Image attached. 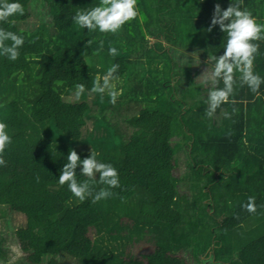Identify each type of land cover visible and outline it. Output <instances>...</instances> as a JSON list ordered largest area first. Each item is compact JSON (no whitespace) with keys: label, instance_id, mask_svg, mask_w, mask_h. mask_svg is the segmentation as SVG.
I'll return each mask as SVG.
<instances>
[{"label":"trees","instance_id":"trees-1","mask_svg":"<svg viewBox=\"0 0 264 264\" xmlns=\"http://www.w3.org/2000/svg\"><path fill=\"white\" fill-rule=\"evenodd\" d=\"M263 1L243 0L241 8L257 19ZM18 2L24 15L0 22L25 38L16 61L0 56V122L12 139L0 166V209L26 225L14 232L26 264H61L60 256L76 264H196L210 256L221 264H264V84L256 95L236 77L235 103L209 119V88L191 80V60L184 62L180 49L177 21L186 17L199 22L208 55H222L226 34L219 25L207 29L215 4L232 0H137L140 16L115 34L73 22L99 0ZM256 43L254 71L264 77V41ZM113 64L120 68L112 84L123 90L115 104L107 91L102 98L90 92ZM80 83L85 92L77 99ZM70 149L81 160L95 151L118 170L111 197L81 202L59 184ZM76 173L87 179L79 167ZM225 179L232 184L224 186ZM96 180V191L108 187L99 174ZM250 196L254 214L241 206ZM229 199L233 211L220 212ZM250 221L260 234L246 239L240 231ZM235 233L245 240L236 253L227 243Z\"/></svg>","mask_w":264,"mask_h":264},{"label":"clouds","instance_id":"clouds-1","mask_svg":"<svg viewBox=\"0 0 264 264\" xmlns=\"http://www.w3.org/2000/svg\"><path fill=\"white\" fill-rule=\"evenodd\" d=\"M243 0H232L226 9H222L219 3L215 4L214 12L211 18V24L207 31L211 32L212 28L219 25L220 30L226 34V43L222 55L209 54L205 63L212 64L211 69L207 68L197 80L202 85L209 88L205 103L208 105L205 110L207 118H212L216 110L222 104L235 103L230 101L234 93V86L237 83L235 73L239 71L241 86L247 85L250 91L259 95L261 84H264V77H261L254 71V60L259 52V43L264 41V24L257 22L252 12L247 8L242 10ZM24 6L18 0H0V22H7L10 17L17 14L23 16ZM140 13L137 8V0H99V4L78 10L72 17L73 22L80 28H87L88 31L99 30L100 33H117L127 22L137 19ZM15 23L14 21L12 22ZM10 43H7L9 42ZM25 38L22 34L9 31L0 27V56H5L11 61H16L20 56L19 49L24 45ZM92 41H88L90 45ZM100 47H103V41H100ZM109 55L115 56L117 49L114 46L109 47ZM199 61V53L191 54L184 52V62L189 59ZM120 68L119 64L111 65L105 75L101 78L97 76L93 80L91 93L101 94L105 91L111 97V103L115 104L117 97L123 94V90H116L112 81L116 78L115 73ZM223 87H220V83ZM85 92V85L80 83L75 85V96L77 99ZM236 109L233 108V113ZM225 119H231V114L223 113ZM8 125L0 122V166H6L4 152L8 145L11 144V136L7 132ZM231 137L232 132L226 133ZM95 151L81 160L75 149H70L67 155V162L63 165L59 175L58 182L61 186L67 184L69 191L81 202L91 197L93 204L102 199H107L113 195L110 191L112 188H119V173L111 163H104L97 159ZM80 168L82 176L87 179L79 181L76 169ZM99 174V184L107 185V188H100L96 191L94 185L97 183L96 177ZM37 182L39 177L37 176ZM254 196L248 197V202L241 205L249 213H256L257 205ZM15 251V247L13 248Z\"/></svg>","mask_w":264,"mask_h":264},{"label":"rangeland","instance_id":"rangeland-1","mask_svg":"<svg viewBox=\"0 0 264 264\" xmlns=\"http://www.w3.org/2000/svg\"><path fill=\"white\" fill-rule=\"evenodd\" d=\"M215 3L217 0H214ZM223 1V0H222ZM260 1V0H259ZM228 3L222 4V9H226L228 7ZM258 12L264 13V1L259 4L258 6ZM142 20L144 21V17L142 16ZM178 24L180 28V35H181V47L180 49L183 50V52H187L189 54L193 52L199 53V61H195L191 59L190 56V62L192 64L191 69V80L194 81L195 84H200L201 82L197 80V77L202 75V73L209 68L208 64L205 63V61L208 58L209 53V47L208 43L205 39L201 38V35L203 34L202 28H198V25L196 24L199 22H194L191 19H188L186 17L179 18ZM211 69V68H209ZM239 71L235 73V76L237 78L240 77ZM181 144V143H178ZM180 156V155H179ZM179 160V159H178ZM186 161V160H184ZM184 161L180 162L179 164L183 165ZM181 179L182 177L187 176L186 172H181ZM239 176L243 177L242 174H239ZM224 186H228L232 184V181L229 179H225L223 182ZM179 189L181 192H185V183L182 180V183L179 185ZM221 194H218L217 198H220ZM236 201L229 199L227 202H220L218 206V210L222 212L224 210L225 212L233 211L235 208ZM8 212L5 209H0V248H1V256H3V259H0V264H26L25 261V255L21 253L20 247L18 246L15 238H14V232L15 230L19 228H25L26 225L23 223V220L21 218H15L12 216H8ZM256 227V223L254 221H250L246 223L243 226V229L240 231V235L245 236L246 239H252L254 237H258L260 233H257L254 231V228ZM239 234L235 233L234 235H231L230 237H227V243L232 248L233 252L236 253L237 250L243 245L244 239ZM15 247V251L13 248ZM61 264H76V262L67 257V256H60L55 258ZM52 260V258H46L45 263H49ZM189 263V261H187ZM196 264H221L220 262H217L213 256H210L208 258H205L203 263Z\"/></svg>","mask_w":264,"mask_h":264},{"label":"crops","instance_id":"crops-1","mask_svg":"<svg viewBox=\"0 0 264 264\" xmlns=\"http://www.w3.org/2000/svg\"><path fill=\"white\" fill-rule=\"evenodd\" d=\"M257 21L259 20H261V21H264V13H259V14H257V19H256Z\"/></svg>","mask_w":264,"mask_h":264}]
</instances>
